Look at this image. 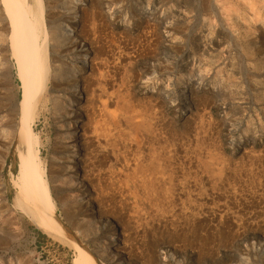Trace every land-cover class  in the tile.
I'll return each instance as SVG.
<instances>
[{
    "label": "rangeland",
    "instance_id": "374dc122",
    "mask_svg": "<svg viewBox=\"0 0 264 264\" xmlns=\"http://www.w3.org/2000/svg\"><path fill=\"white\" fill-rule=\"evenodd\" d=\"M76 1L41 0L58 59L32 127L63 225L94 264H264V0ZM8 34L0 0V117L20 99ZM112 137L142 172L106 163ZM15 173L10 152L0 264H71L11 208Z\"/></svg>",
    "mask_w": 264,
    "mask_h": 264
},
{
    "label": "bare ground",
    "instance_id": "6f19581e",
    "mask_svg": "<svg viewBox=\"0 0 264 264\" xmlns=\"http://www.w3.org/2000/svg\"><path fill=\"white\" fill-rule=\"evenodd\" d=\"M1 3L3 5V11L9 20V34L7 38L10 45V53L14 59V73L20 83V99L18 101L17 111L14 107L8 108L6 114L0 117V169L5 164L7 155L10 152L15 159L16 173L11 174L12 176L10 177L11 187L14 189V195L10 206L12 209L23 214L34 226L41 229L45 234L58 237L72 245L75 251V257L71 264H94L88 251L84 250L80 246L81 244L79 245V243L75 241L71 231L66 228L67 226L65 227L63 225L55 211V202L51 196L46 170L42 163L39 142L32 128L35 121L36 104L46 78V66L49 62H55L58 59V56L53 53L52 55L50 53V58L47 57V33L43 26L44 9L42 8L41 0H30L29 2L28 0H1ZM74 45L75 43H72L70 46L72 47ZM81 78L84 79L82 80V88L80 90L85 92L91 87V82L84 76ZM119 79H121V77ZM105 91L104 94H107V91L106 93ZM116 96L117 95H115V97ZM101 115L103 114L101 113ZM108 115L110 114L108 113ZM110 119L115 124L120 122L115 115H112L109 120ZM123 120L124 123L129 122L131 125H127L130 127L137 126L134 122V118H123ZM100 127H102V125ZM135 131H137V129ZM126 132L117 130L115 137H121L122 133ZM112 138L113 140L110 141L109 144L106 142L108 144L107 146H105V144L104 146L102 145V152L104 154L103 159L105 158L107 160L106 163L108 162L112 166L119 165V171L125 173V176L135 173L136 170L139 171L138 163H141L143 156H138L139 154H130V156L127 153L121 154L118 152V142L119 144L121 143L120 140H118L119 138L117 140L114 137ZM136 147L139 146L136 145ZM168 158L166 157V159ZM156 160L154 161L157 162ZM153 165L155 166L153 167ZM153 165H151L152 168H154V170L157 169V164L154 163ZM58 169L63 170V166H57V170ZM172 169L174 170L173 167ZM169 174L172 175L171 173ZM169 183L171 182H168V187ZM171 185L170 187H172ZM159 186L157 188H159ZM135 190L137 189L135 188ZM156 193H158V191Z\"/></svg>",
    "mask_w": 264,
    "mask_h": 264
}]
</instances>
